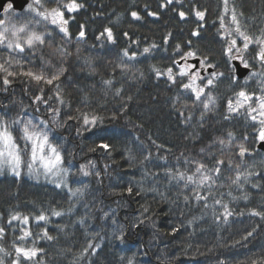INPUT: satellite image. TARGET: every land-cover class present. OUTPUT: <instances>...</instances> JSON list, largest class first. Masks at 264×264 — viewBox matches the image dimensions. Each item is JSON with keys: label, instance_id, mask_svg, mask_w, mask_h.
<instances>
[{"label": "trees", "instance_id": "obj_1", "mask_svg": "<svg viewBox=\"0 0 264 264\" xmlns=\"http://www.w3.org/2000/svg\"><path fill=\"white\" fill-rule=\"evenodd\" d=\"M43 2L55 6L54 0ZM78 2L84 7L71 14L69 37L42 22L40 32L50 33L43 46L20 54L0 48V59L21 60L23 70L50 76L64 69L54 85H38L22 75L10 77L7 86L0 79V120L8 124L21 148L26 143L21 139L24 122L32 120L37 130L47 131L68 173L66 188L25 175L0 176V227L5 229L0 259L12 264L17 246L43 249L30 261L22 259V264H128L129 259L134 264H251L264 258V217L252 214H264V151L257 147L246 110L230 113L227 108L235 93L243 89L261 95L262 85L259 77L247 82L230 79L223 56L227 37L219 19L224 15L225 26L234 28L230 20L235 8L242 29L258 36L264 28V0H228L227 14L223 0ZM133 11L141 19L133 18ZM197 11L205 13L203 20ZM15 12L26 19V10ZM180 12L185 13L183 18ZM80 25L85 31L82 39ZM105 28L112 29L115 43L97 39ZM194 31L199 35L193 36ZM237 42L242 44L239 38ZM178 44L181 52L207 57L217 65L214 70L225 73L215 87L206 89L215 99L211 111L181 87L179 77L172 83L155 71L166 73L174 67ZM146 47L148 53L143 52ZM124 50L134 57L124 56ZM254 55L255 45H250L245 56L251 70L260 71ZM36 96H43V101ZM79 112L104 119L107 142L114 146L109 152L90 151L99 142L97 136L84 132L82 121L69 119ZM15 120L21 123L13 124ZM241 145L248 149L244 161L238 156ZM23 158L24 168L29 155ZM218 159L225 163L218 176L213 174L211 188L207 184L197 188L168 174L170 170L192 175L197 162L211 169ZM237 173L241 180L233 183ZM197 193L207 200H197ZM224 205L232 213L227 219ZM42 213L47 222L35 219ZM17 214L28 216V224L11 220ZM25 228L32 235L21 240ZM44 231L53 239L45 238Z\"/></svg>", "mask_w": 264, "mask_h": 264}, {"label": "snow or ice", "instance_id": "obj_2", "mask_svg": "<svg viewBox=\"0 0 264 264\" xmlns=\"http://www.w3.org/2000/svg\"><path fill=\"white\" fill-rule=\"evenodd\" d=\"M172 0H167V3H171ZM224 2V13L229 12L228 0H223ZM55 6L47 7L43 0H32L31 3L28 0H0V48H4L11 52H17L18 54L24 53L26 50L32 51L39 46H43L46 43V35L50 33L37 31L35 26L39 25L41 22H48L52 25L58 27L59 31L63 33L65 37H69V23L74 17L71 15L78 12L81 8L84 7L82 3H79L78 0H54ZM26 12L31 15L30 19H25L22 16L18 15L14 10L17 8L25 9ZM69 14L66 18L65 14ZM132 17L139 20L141 17L135 11L131 13ZM149 15L155 16L156 13L150 12ZM180 17L183 18L185 13L180 12ZM205 13L202 11H197L196 16L203 20ZM240 15H243L242 13ZM220 27L224 29L225 36V47L223 51V56L226 57V63L229 65L230 79L235 82L240 78V76L245 77V82L251 80L254 77H259L261 82L260 92L261 95H256L255 93H248L243 89L235 93L236 99L228 100L227 108L228 112H239L241 108L246 110L247 116L253 122L252 127L255 131V139L261 143H264V28L259 30L260 34L258 36L249 35L246 29H242L240 20L237 18V13L235 8L231 10V25H234V28L226 27L224 23V15L219 17ZM193 36L199 35L198 31L192 33ZM124 36H128V33H124ZM85 37L84 26L80 25V31L78 33V39ZM101 37H105L108 41L115 43V38L113 36L112 29L105 28L103 32L100 33ZM237 38L242 41V44L238 45ZM167 42V38L165 39ZM191 44V41L188 42ZM250 45H255V55L252 57V60L256 61L259 64L260 71H253V65L249 62V59L246 58L245 53L248 52ZM151 47H156L153 44ZM150 48L146 47L143 49L144 53H148ZM176 53L179 54L178 60H173V66L178 69L174 72V67H168L165 72H161L159 69H155L158 76L167 75V79L172 81V83L177 82V78H180L181 87L185 90L190 91L194 94L195 101H198L202 104L203 108L206 111H211L212 107L215 106V99L212 96L210 91L206 92V89H211L216 86V82L225 75L223 72L216 71V64L211 63L207 57L198 58L197 53L194 51L181 52L180 45L176 46ZM124 56L132 59L133 56H129L127 50H124ZM190 58L198 60V63H188L187 61ZM183 61V63H181ZM238 61L239 63H233ZM15 67H19L21 71L18 73L15 70ZM209 69H213L209 71ZM64 69L61 68L58 72L48 76L43 72H34L31 69L23 70V64L21 60L14 59L12 56L8 58L0 59V79H2L4 85H10L12 81L10 77H16L17 75H22L30 78L31 81H35L36 84H46L54 85V82L60 79V76L63 74ZM206 73V74H205ZM187 79V83H183L184 79ZM199 81V83H198ZM105 84H111V81H105ZM55 87L59 89V85L56 84ZM43 92V88H41ZM117 95H119V90H117ZM57 97H59V92H57ZM203 97V99H202ZM37 101H43V96H36ZM51 99V97H49ZM46 103V101H45ZM63 103V100L60 101ZM79 111V110H78ZM54 114H58V109H52ZM115 117H113L114 119ZM69 119H77L82 121L81 129L84 132H90L93 135L97 136L98 143H96L94 148H91L90 151H95L100 149L104 152H109L114 146L107 142L108 133L102 125L104 124V119L98 117L95 114L90 115L86 112H79L77 117H69ZM13 124H20V120L12 121ZM41 124L46 126L45 121H41ZM37 125H33L32 120H28L23 123L22 128V137L26 143L23 148L16 142V138L12 135V132L9 130V126L4 121L0 120V171L5 167L9 168L12 173L16 176L20 175L21 165L24 161V154L29 155L27 162V168L29 173L34 170V166L39 165L40 168H43L45 174L57 175L63 171L59 166L62 163V157L57 147L50 143L48 132L44 130H37ZM78 129V133L81 131ZM228 137L231 139L233 134L228 133ZM247 139V137H245ZM230 142V141H229ZM221 145L225 144L223 139L219 140ZM203 151V150H202ZM248 151L243 145L240 146L239 155L243 157ZM147 159V157H146ZM216 167L207 168V165L197 162L198 166L195 169V172L192 175H186L182 172L172 173L169 170V176L172 179L184 180L187 183H192L197 186V188L208 185L211 188V183H214V175H219L221 172L220 166L225 163L224 160H216ZM229 167H231V162H229ZM239 167V165H237ZM83 171V167L81 169ZM252 173H248L251 175ZM84 175H89L88 172H84ZM99 176V173H96ZM240 173H237L233 183H238L241 180ZM246 178V177H245ZM211 182V183H210ZM60 185L57 184V187ZM79 192V189L77 190ZM128 194H132V187L127 188ZM76 193H73L75 195ZM137 195L140 193L137 192ZM197 200H207V197L201 196L197 193ZM188 200V197L185 196V201ZM216 204H220V200L215 201ZM207 207V204H205ZM227 219L228 215L232 213L227 211V206L224 205ZM147 208L144 209L146 213ZM55 216H60L61 213L58 211H53L52 213ZM253 215H261L264 217V214L260 212H253ZM24 224H28L29 217L24 216L21 218L19 214L12 216L11 220H21ZM37 221L47 222L48 217L43 213L36 216ZM11 220L9 223H11ZM143 221H141L142 223ZM175 233L176 229H172ZM5 229L0 227V238L3 237ZM23 235L19 239L24 240L32 235V233L27 229H22ZM252 233L249 232L248 236H251ZM43 236L48 240L53 239L52 236H49L47 231H44ZM123 239V237H119ZM247 237H245L246 239ZM89 247H92L89 244ZM87 250V249H86ZM85 250V251H86ZM0 251H4L0 248ZM43 249L37 248H25V247H15L16 257L12 261V264H22L23 260H32L37 256L38 252H42ZM0 264H4V261L0 259ZM128 264H134L132 259L128 260ZM251 264H264V258L258 260H252Z\"/></svg>", "mask_w": 264, "mask_h": 264}, {"label": "rangeland", "instance_id": "obj_3", "mask_svg": "<svg viewBox=\"0 0 264 264\" xmlns=\"http://www.w3.org/2000/svg\"><path fill=\"white\" fill-rule=\"evenodd\" d=\"M32 2V0H30V2L29 3H31ZM25 10H26V8H25ZM24 10V11H25ZM23 11V12H24ZM31 18V15L30 14H28L27 12H26V19H30ZM42 23V22H41ZM40 23V24H41ZM39 24V25H40ZM39 25H36L35 26V28H36V30L37 31H40V29H39ZM192 59H194V58H190L187 62L188 63H192L191 62V60ZM183 63V62H182ZM23 165H21V168H20V175L19 176H21V175H25L26 177H28V178H32V177H35V178H37V179H40V181H42V182H48V183H50V184H52V185H54V186H56L57 187V184H59L60 186L59 187H64V188H66V179H67V176H68V173L66 172V170L63 168V165H62V163L60 164V168L63 170V171H61L59 174H57V175H52V174H45L44 173V170H43V168H40L39 167V165H36V166H34V170L31 172V173H29V171H28V168H27V164H25L24 165V168L22 167ZM6 173H9V174H13V175H15L14 173H12L11 171H10V169L9 168H7V167H5L2 171H0V176H3V175H5ZM16 222H18L19 223V225H23L24 223L22 222V219L21 220H15ZM26 229V228H25Z\"/></svg>", "mask_w": 264, "mask_h": 264}, {"label": "water", "instance_id": "obj_4", "mask_svg": "<svg viewBox=\"0 0 264 264\" xmlns=\"http://www.w3.org/2000/svg\"><path fill=\"white\" fill-rule=\"evenodd\" d=\"M21 2H23V0H21ZM28 2H30V0H28ZM25 8H26V5H25ZM24 10H25V9H20V8L15 9V11H19V12L24 11ZM182 62H183V61H182ZM182 62H181V63H182ZM191 62H192V63H198V60H197V59H192ZM233 63H239V62H238V61H234ZM212 70H213V69H209V71H212ZM205 74H206V73H205ZM246 76H247V73H245L244 76H240L239 80H243V79H245ZM257 147H258L259 150L264 151V143L259 142L258 145H257ZM246 155H247V152L245 153V155H244L243 157H241V156L238 154V156H239V158L241 159V161H244V160H245V156H246Z\"/></svg>", "mask_w": 264, "mask_h": 264}]
</instances>
